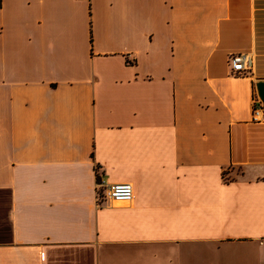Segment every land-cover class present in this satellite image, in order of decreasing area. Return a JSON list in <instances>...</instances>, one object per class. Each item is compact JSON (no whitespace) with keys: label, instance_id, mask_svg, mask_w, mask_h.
I'll return each mask as SVG.
<instances>
[{"label":"crops","instance_id":"0c3cea01","mask_svg":"<svg viewBox=\"0 0 264 264\" xmlns=\"http://www.w3.org/2000/svg\"><path fill=\"white\" fill-rule=\"evenodd\" d=\"M254 100L264 0H0V264H264Z\"/></svg>","mask_w":264,"mask_h":264},{"label":"built area","instance_id":"2783aa9c","mask_svg":"<svg viewBox=\"0 0 264 264\" xmlns=\"http://www.w3.org/2000/svg\"><path fill=\"white\" fill-rule=\"evenodd\" d=\"M251 60L242 54L231 55L228 58V66L232 75H241L250 69ZM252 121H264V109L257 100L253 101ZM104 188V190H99ZM133 200V187L129 183L106 184L103 180L98 182L96 193V205L102 207L104 204H129Z\"/></svg>","mask_w":264,"mask_h":264}]
</instances>
